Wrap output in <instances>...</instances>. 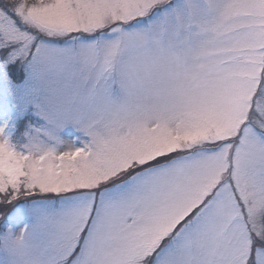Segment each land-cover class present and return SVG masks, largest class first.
Masks as SVG:
<instances>
[{"label": "snow or ice", "instance_id": "obj_1", "mask_svg": "<svg viewBox=\"0 0 264 264\" xmlns=\"http://www.w3.org/2000/svg\"><path fill=\"white\" fill-rule=\"evenodd\" d=\"M0 264H264V0H0Z\"/></svg>", "mask_w": 264, "mask_h": 264}]
</instances>
